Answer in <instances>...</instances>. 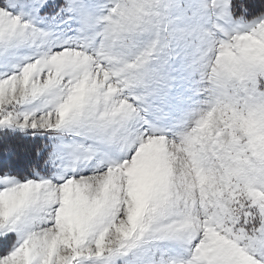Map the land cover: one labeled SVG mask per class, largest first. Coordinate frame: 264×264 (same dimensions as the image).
<instances>
[{
  "label": "snow or ice",
  "instance_id": "1",
  "mask_svg": "<svg viewBox=\"0 0 264 264\" xmlns=\"http://www.w3.org/2000/svg\"><path fill=\"white\" fill-rule=\"evenodd\" d=\"M233 0H0V264H264V12ZM39 155V153H38Z\"/></svg>",
  "mask_w": 264,
  "mask_h": 264
},
{
  "label": "trees",
  "instance_id": "2",
  "mask_svg": "<svg viewBox=\"0 0 264 264\" xmlns=\"http://www.w3.org/2000/svg\"><path fill=\"white\" fill-rule=\"evenodd\" d=\"M242 9V11L240 10ZM264 12V0H234L233 13L237 15H247L254 17ZM32 139L26 138L19 133H0V169L10 171L13 174H30L38 161L36 147ZM44 160V158H43Z\"/></svg>",
  "mask_w": 264,
  "mask_h": 264
},
{
  "label": "rangeland",
  "instance_id": "3",
  "mask_svg": "<svg viewBox=\"0 0 264 264\" xmlns=\"http://www.w3.org/2000/svg\"><path fill=\"white\" fill-rule=\"evenodd\" d=\"M234 1V0H233ZM233 10V9H232ZM242 11V9H240ZM234 17L235 18H240V17H244L245 19H248V20H251L253 17H248L247 15H235L233 13ZM15 133H19L21 135H23L24 137L26 138H29V139H32V141L35 143V144H38V146H36L38 148L37 150V157H38V161H39V158L41 156V161L39 162V164L35 165V167H39L40 165H42L43 163V158L45 157L46 153L44 151H42L43 147H44V144L46 143V138L45 137H40V136H36V137H33L31 134H25V133H21V132H15ZM39 153V155H38Z\"/></svg>",
  "mask_w": 264,
  "mask_h": 264
}]
</instances>
